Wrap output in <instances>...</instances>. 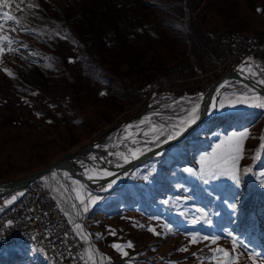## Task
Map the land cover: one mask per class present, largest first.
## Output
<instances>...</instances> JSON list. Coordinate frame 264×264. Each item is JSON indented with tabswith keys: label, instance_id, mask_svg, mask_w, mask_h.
Here are the masks:
<instances>
[{
	"label": "rangeland",
	"instance_id": "1",
	"mask_svg": "<svg viewBox=\"0 0 264 264\" xmlns=\"http://www.w3.org/2000/svg\"><path fill=\"white\" fill-rule=\"evenodd\" d=\"M2 11L19 24L3 30L15 52L0 55V181L44 168L161 93V99L200 94L241 62L247 75L264 81V0H10ZM174 66L187 75L153 86ZM231 87L217 97L213 117L182 139L167 140L168 127L116 142L124 155L137 147L140 156L150 154L134 166L109 162L101 173L90 172L93 179L67 175L85 204L99 197L87 212L77 200L103 264H214L212 249L233 247L228 232L242 241L233 253L242 254L239 264H264V108L235 102L241 95L264 97L242 83ZM184 103L164 110L185 113ZM246 130L239 183L219 171L203 174L216 146ZM202 157L210 159L201 164ZM194 236L199 242L190 243ZM128 242L126 257L113 247ZM5 250L0 264H49L29 243ZM84 260L89 264L85 254Z\"/></svg>",
	"mask_w": 264,
	"mask_h": 264
},
{
	"label": "built area",
	"instance_id": "2",
	"mask_svg": "<svg viewBox=\"0 0 264 264\" xmlns=\"http://www.w3.org/2000/svg\"><path fill=\"white\" fill-rule=\"evenodd\" d=\"M222 37L228 42L233 40L228 34ZM233 49L237 55L242 53L237 47ZM230 58L227 65L232 63ZM178 72H182L179 66L172 67L157 76L153 86L171 85L169 78ZM182 73L187 75V72ZM13 196L16 199L12 204L5 205L4 201ZM0 199L4 207L0 214V251L19 243H29L41 249L49 264H86L81 239L46 182L32 179Z\"/></svg>",
	"mask_w": 264,
	"mask_h": 264
},
{
	"label": "water",
	"instance_id": "3",
	"mask_svg": "<svg viewBox=\"0 0 264 264\" xmlns=\"http://www.w3.org/2000/svg\"><path fill=\"white\" fill-rule=\"evenodd\" d=\"M234 83H242L250 87V89L260 93L264 97V84L247 75L244 72V62H241L217 76L205 91L189 97L190 100H197V104H199L200 106L198 119L190 126H185V130L180 136H178V139L184 138L191 129L213 117L214 110H212V106L213 104H215L217 97L223 91L232 88L231 84ZM161 95L164 94L161 93L160 95L156 96L154 100H156L157 97ZM177 96L178 98H185L179 95ZM170 103L171 102L169 101L164 102L162 103V105H155L151 108L155 110L167 109ZM149 104L150 102L145 104L142 109L136 114L128 118L120 119L113 126L106 128L96 138L85 142L77 149L65 153L57 159L49 162L46 168L59 167L61 169L70 171V173L73 175H77L82 178L94 174L90 173L91 171H94L96 174L101 173L102 171L100 170L103 167L109 166V164L103 163V160L107 155H109V153L113 152L118 137L131 124H134L133 122L135 120L143 118L146 110H148L147 108H149ZM149 155L150 154L147 153L143 156H139L134 162H131L129 165L117 166L114 163L113 166L126 169L147 159ZM39 173L40 171H35L32 174L0 181V197L24 187L30 180L37 179L36 177Z\"/></svg>",
	"mask_w": 264,
	"mask_h": 264
},
{
	"label": "snow or ice",
	"instance_id": "4",
	"mask_svg": "<svg viewBox=\"0 0 264 264\" xmlns=\"http://www.w3.org/2000/svg\"><path fill=\"white\" fill-rule=\"evenodd\" d=\"M0 5H3L5 7L10 6V0H0ZM29 8H32L33 5L29 4ZM38 7V6H37ZM9 22H15L19 24V21L17 18L13 15L10 14L9 11H2L0 12V55L4 54L5 51L9 52H15V49L12 47L14 44V40L10 35H5L3 34V30L5 29L6 25L9 24ZM16 29L15 28H8L9 32H14ZM71 62V61H70ZM4 71L11 76L12 73L10 70L7 68L4 69ZM254 75V73H253ZM261 83H264V81H261ZM103 95V93H101ZM247 101H252L253 103L251 106L254 107H260L264 108V98L258 97V96H245L241 95L236 98L235 102L239 103H244ZM225 104L223 101H220V108H224ZM199 109L200 106L199 104H195L187 114V117L184 119H181L179 121V124L173 125L171 127V130L168 133L167 140H172L182 134V132L185 130V126H190L191 124L195 123L196 120L198 119L199 115ZM212 110H216V105L213 104ZM141 124L145 123V121H141ZM153 132H156L157 129H153ZM160 132H163V129L160 130ZM147 135V133H145ZM249 136L248 131H243L240 133H233L232 136L227 137L226 140L221 141L220 144L216 146V148L213 151V155L211 158V163H208L207 170L203 173L205 175H211L213 177L216 176L217 171L221 175H227L229 176L230 179H232L234 182L239 183V175H238V168H237V163L238 161L242 158V153H243V142L244 140ZM156 140H159V136L154 137V142ZM164 141V142H167ZM135 143V141H133ZM139 149H134L131 150V156L132 158H136ZM121 155L122 158L124 159V162H128V156L123 155V154H117ZM209 157H202L201 158V164H205L206 162L209 161ZM215 169V170H214ZM191 171V170H188ZM245 171H250V169H245ZM104 176L111 175V173L104 172ZM89 179H93L94 177L92 175H89ZM112 183H115V181H112L108 187L112 186ZM205 183H207V180H205ZM74 191H77L76 189H73ZM16 199V196H13L9 200H5L4 204L9 205L12 204V202ZM77 199H80L81 204H85L84 199L80 196L79 192L77 193ZM99 197L97 196H89L87 204H85L83 210L85 212L88 211V205L94 204ZM233 209H235V205H230ZM11 222H9L10 224ZM81 225L80 224H75L74 225V230H80ZM148 231L155 233V229L149 227ZM113 235L115 234L114 232L112 233ZM228 237H230L233 247L231 249H225L222 247H216L215 249H212L213 251V257L212 260L214 261V264H239V256L242 254H237L233 255V253L237 252V248L240 244H242V241L238 239V237L234 236L231 232L226 233ZM199 237H192L190 240V243H197L199 242ZM204 240H208V237H203ZM220 239V237H215L211 239V243L213 245L217 244V241ZM113 247L121 253L122 256H127L128 253L125 251L126 248H132L133 245L131 242H128L127 244H114ZM244 247H247V245H244ZM186 248L180 249V251H186ZM253 261L257 258V255L253 253L251 257ZM91 259V257H89Z\"/></svg>",
	"mask_w": 264,
	"mask_h": 264
},
{
	"label": "bare ground",
	"instance_id": "5",
	"mask_svg": "<svg viewBox=\"0 0 264 264\" xmlns=\"http://www.w3.org/2000/svg\"><path fill=\"white\" fill-rule=\"evenodd\" d=\"M168 97V98H165ZM163 99L161 97H158L156 100L150 103L148 106L149 108L159 105L162 101L164 102H171L169 105V109L174 107L177 102H185L183 104V109H188L185 113H176V112H165L164 109L158 110V109H149L146 110L145 115L143 118L135 120L126 130L122 132V134L118 137L119 140L128 141V139L135 138L139 136L144 130L146 129H157L156 133L158 135L162 134L165 129L168 127H172L173 125L179 124V121L181 119H184L187 117L188 111L192 108H190L189 103L194 106L197 104V100H190L188 97L185 98H178V96L175 95H167ZM162 103L160 105H162ZM155 110V111H154ZM158 111V112H156ZM141 121H149L150 123L147 125H140L138 124ZM154 123V124H153ZM157 124V125H155ZM163 129V132L161 133L160 130ZM144 135V134H143ZM155 137L154 135L149 137L152 138ZM137 142V141H136ZM142 147H137L134 149H141ZM125 149V148H124ZM131 150V149H130ZM122 148L115 146L113 152L109 153V155L106 156V158L103 160V163H109L113 162L117 166L121 165H129L131 162H134L140 155L139 152L136 156V158H132L131 152L128 156V162L125 163L124 159L122 158ZM124 155V154H123ZM40 173L37 175L36 178L46 182L48 186L51 189V192L54 194V196L57 198L60 206L64 210V212L68 215V218L74 228L75 224H80L81 229L75 230L78 237L81 239V242L83 244V251L84 254L89 262V264H103L104 263V257L99 248L97 247V243L92 237V232L89 229V227L86 224V221L84 220L79 202L77 200V197L75 195L74 190L72 189L68 179L67 175L71 174L70 171H67L65 169H61L59 167H51L46 168V166L40 170ZM3 197V196H2ZM91 257V259H89Z\"/></svg>",
	"mask_w": 264,
	"mask_h": 264
},
{
	"label": "crops",
	"instance_id": "6",
	"mask_svg": "<svg viewBox=\"0 0 264 264\" xmlns=\"http://www.w3.org/2000/svg\"><path fill=\"white\" fill-rule=\"evenodd\" d=\"M255 58H256V59H255L256 63H257L259 60L261 61L260 57H255ZM253 62H254V59H253ZM254 64H255V63H254ZM261 96H262V95H261ZM229 110H230V109H229ZM220 114L222 115L223 112H220ZM2 251L5 252L6 250L3 249V250H1V252H2ZM1 252H0V253H1ZM3 252H2V253H3Z\"/></svg>",
	"mask_w": 264,
	"mask_h": 264
}]
</instances>
